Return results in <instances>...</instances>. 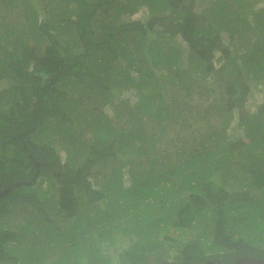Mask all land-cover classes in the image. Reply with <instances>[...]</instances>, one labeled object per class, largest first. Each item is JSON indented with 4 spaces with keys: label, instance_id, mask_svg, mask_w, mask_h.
<instances>
[{
    "label": "trees",
    "instance_id": "1",
    "mask_svg": "<svg viewBox=\"0 0 264 264\" xmlns=\"http://www.w3.org/2000/svg\"><path fill=\"white\" fill-rule=\"evenodd\" d=\"M23 1L27 11L23 18L20 16L18 27L6 22L4 33L0 29V81H9L7 86L0 85V191L12 185L0 198V215L9 214L13 205L23 202L33 204L39 216L53 220L47 211V196L33 187L45 177L55 179L59 185L58 198L54 201L56 212L78 221L80 197L89 205L104 198L109 200L113 186L108 183L114 172L119 170V177H123L122 166L114 168L106 180L110 190L105 193L92 185L93 167L106 157L118 159L127 152V127L101 116L97 110L100 108L95 105L96 97L100 95L112 103L116 99L128 103L125 90L136 88L139 99L129 104V120L125 123L138 119L139 115H149L158 123L171 117L182 127L186 121L179 116L183 112L176 119L172 116L179 112V109L173 111L174 103L182 106L180 99H169L164 74L167 71L172 74V84L183 83L187 94L196 85H208L216 91L214 81L209 84V74L225 72V65L233 63L231 73L236 75L224 85L226 99L209 100L217 111L215 114L228 113V118H222L221 124L210 122V129L203 136L195 131L187 135L180 126L175 138L169 140L162 141L156 132L149 136L152 144L149 150L153 149L163 164L168 165L166 173L162 172L158 178L165 177L169 194L173 191L183 195L182 207L176 216L168 218L165 227L171 221L185 232L188 228L204 230L207 238L214 231L211 239L224 248L207 251L199 241L182 240L178 259H160L150 264H237L239 257H264V248L245 238H233L227 231V206L237 211L247 201L256 203L259 198L264 201V103L257 112H247L245 108L252 82L264 81V40L246 42L240 37L237 53L231 50L235 34H242L241 25L235 22L236 15L241 13L237 5L233 3L231 7L230 0H210L214 19L209 21L207 15L194 10L196 0H149L153 13L146 20L127 21L121 14L133 12L145 0H54V4L41 9L39 0ZM256 17L254 28L263 33L264 15ZM243 19L242 26L246 29L249 19ZM157 24L163 28H157ZM225 34L229 35L228 42ZM176 36L181 37L187 50L179 44L166 50L162 41ZM130 41L137 55L132 54ZM216 51L221 52L218 58L223 60L219 67L215 62ZM184 57L190 64L180 69L178 64ZM133 69L137 74H132ZM74 77L86 83L72 87ZM74 94L78 97L74 98ZM76 101L89 102L81 114L67 109L76 105ZM236 107L240 110L239 125L245 137L232 140L227 129ZM81 117L87 119L85 128L90 133L86 136L88 145L84 143L79 149L85 152L80 164L75 162L79 155L74 156L76 152L81 154L79 151L67 149L69 158L63 161L59 149L50 141L32 138L43 123L52 127L49 122L52 118L72 123ZM134 138L142 139L143 135L139 132ZM168 143L176 146L174 154L165 147ZM174 156L177 162L170 165ZM30 180L32 183H28ZM233 189L243 190L238 194L240 199L232 197L237 194ZM149 212L153 214L152 210ZM34 220L38 224L36 217ZM105 222L102 219L99 224H108ZM0 236V258H5L10 255L2 247V241L17 240L20 233L0 229ZM164 237L171 238L169 234ZM137 258L138 255L132 256V264H142Z\"/></svg>",
    "mask_w": 264,
    "mask_h": 264
},
{
    "label": "rangeland",
    "instance_id": "2",
    "mask_svg": "<svg viewBox=\"0 0 264 264\" xmlns=\"http://www.w3.org/2000/svg\"><path fill=\"white\" fill-rule=\"evenodd\" d=\"M0 0V29L4 33V23L8 22L13 26L18 27V21L20 16L23 18L24 12L27 11L26 3L23 0ZM39 8L43 6L54 4V0H39ZM47 4V5H46ZM23 14V15H22ZM252 26V27H251ZM235 39L231 44V50L237 53V49L241 46L240 37L246 39V42H255L258 39L264 40L263 33L254 28V25L250 24L245 30L242 31L241 36L235 34ZM28 41L30 39L25 38ZM226 42L229 40V35L225 34ZM259 41V40H258ZM162 43L165 45L166 50L171 46L183 47V50H187L186 44L180 37H174L169 40H163ZM247 49V48H245ZM186 55V53H184ZM221 52L216 51V66H220L223 60H220ZM240 55H243V50ZM238 55L239 57H241ZM188 59L184 57L178 64L180 69L189 65ZM231 67L233 63L225 65V72L209 74V84L212 82L215 90H211L210 86L199 87L194 86L190 94L185 89L183 83L177 85L172 84L171 73L167 71L165 73V81L168 85V91L170 94L169 99H180V106L177 102L174 103L173 111L179 109V112H174L177 115L181 114L186 121L182 127L180 124H176L173 118L168 117V131L164 138H175L178 126L183 128L187 135L192 131L198 132L197 134L205 135L210 129V122H218L221 124L222 118H228L226 115L215 114L213 105L209 103L211 99H217L220 97L226 99L227 95L224 92V85L230 79L231 76L236 73H231ZM182 74V73H181ZM186 75V74H185ZM183 75V76H185ZM181 76V75H180ZM222 77V78H221ZM9 84L8 80H1L0 85L2 87ZM200 89V90H199ZM132 90L125 91L124 96L131 98L132 102L138 98L137 93ZM137 91V90H136ZM200 91V93H199ZM77 95V94H76ZM218 95V96H216ZM78 96H74L77 98ZM187 99V100H186ZM208 99V100H207ZM104 99L98 95L96 101L98 105L97 110L101 113H105L102 107L105 105ZM83 101V100H82ZM264 103V81L257 83L252 82V90L249 94L248 100L245 102V108L247 112H257L259 107ZM89 102L87 103V105ZM173 104V101H172ZM111 106V111L116 112H128L130 107L127 103L114 104ZM85 105L77 102L76 105H71L68 111L75 113L81 107ZM114 107V108H112ZM208 110V115L205 116V111ZM185 111V112H184ZM114 112L113 116L116 114ZM112 114V113H111ZM171 115V114H170ZM102 116V115H101ZM115 117V116H114ZM172 119V120H170ZM181 120V119H180ZM240 110L239 108L233 109V115L230 121V125L227 129L228 137L232 140L245 137L244 129L239 125ZM116 123H125L124 119L115 121ZM78 124V123H77ZM66 129H70L71 123L65 121ZM58 131H62L56 127ZM55 126L49 127L46 123H43L39 127V132L35 131L32 138L36 141L44 140L45 136L56 131ZM63 127V130H66ZM57 132V131H56ZM171 151H174V144L168 143ZM75 153V151H74ZM138 154L139 151H136ZM174 154V153H173ZM157 155V154H156ZM159 155H157L158 157ZM109 162L107 164H99L95 168L97 169H108L112 172L116 169L112 168L111 161L113 158L107 157ZM105 163V162H104ZM118 171L114 172L109 186H113V191L108 196L109 202L107 203V212L101 217L108 224H90L85 223L80 219L81 222L75 219H70L72 222L69 224V220L64 218L62 213H57L54 209V201L58 198V183L55 179H47L42 177V180L37 182L33 187L35 190H43V194L47 196V211L49 216L53 220H48L39 216L36 213V209L31 203H17L13 205V210L6 215H0V229H11L20 233V238L16 246L10 247L8 244L6 252L9 253V248L13 253V256H7L0 258V264H132V256L138 255L137 261L139 260L142 264H150V262H157L160 259H178L180 255V244L182 240L185 243L199 241L201 248L209 251L211 248H219L223 250V245L216 243L214 238V231L211 232V237L205 235V231H194L187 229V232L181 230L177 226L168 222L167 228L162 225V216L159 214H151L147 207V202L151 200L158 202L161 200V183H156L157 178L145 180L144 182L135 181L131 187H125L118 175ZM141 175V174H140ZM144 175V174H143ZM139 176V178H141ZM242 183V182H241ZM239 194H241L239 192ZM88 195V194H87ZM149 196V197H148ZM147 200V202H144ZM84 197H80L81 205L84 203ZM257 201V200H255ZM183 203V202H182ZM161 204V203H160ZM136 205H141L140 209L135 208ZM149 205H151L149 203ZM241 209H228V227L227 231L233 238H245L254 246L264 248V201L263 199L253 203L246 202L241 205ZM82 207V206H81ZM146 208V209H145ZM261 209L259 211L257 209ZM145 210H148V215H145ZM157 212V211H155ZM176 216V215H172ZM37 218V222L34 220ZM211 217V216H210ZM209 218V216H208ZM153 221V222H152ZM105 222V223H106ZM202 227V226H200ZM198 232V233H196ZM170 235L171 238H166L164 235ZM194 234H196L194 236ZM193 236L191 239H189ZM173 237V238H172ZM11 244V243H10ZM10 254V253H9ZM12 255V254H10ZM151 256V258L147 257ZM147 261V262H144Z\"/></svg>",
    "mask_w": 264,
    "mask_h": 264
},
{
    "label": "crops",
    "instance_id": "3",
    "mask_svg": "<svg viewBox=\"0 0 264 264\" xmlns=\"http://www.w3.org/2000/svg\"><path fill=\"white\" fill-rule=\"evenodd\" d=\"M151 1V0H150ZM231 2L229 3V5H231V7L233 6L232 4L235 3L234 5H237V9H239L241 11V13L236 15V20L235 22L239 23L241 26V32L243 30H245L243 28V21H244V17H247V19H249V27L250 24L255 25V20L257 21V17L260 14L264 15V0H230ZM154 4L157 5L156 1H154ZM151 2L149 4V0H145L143 1L142 4H140V6L138 8H136V10L132 11H125L121 14V18L123 20H134V19H147L153 12V8ZM211 6L212 3L210 2V0H196L195 1V6H194V10L199 13V14H203V15H207L209 21H212L214 19V17H212L211 15ZM157 28H163V26H161L160 24L156 25ZM252 27V26H251ZM227 31V30H226ZM225 32V31H224ZM178 37V36H176ZM180 37V36H179ZM181 40V37H180ZM130 49L132 50V54L137 55L136 54V49L133 46L132 41H130ZM135 45V44H134ZM132 74H137L136 69L131 70ZM139 75V74H138ZM75 79L72 81V87H76L79 86L81 84H85L86 80H82L79 78L74 77ZM139 79V78H138ZM134 90L137 95L138 98L136 99V101L139 99V93L136 91V88H132L129 87L127 88L125 91H131ZM133 91V92H134ZM74 96H76V94H74ZM73 100H77L78 99H73ZM129 102L127 103L132 104L135 103L136 101L132 102L131 98L128 99ZM76 101V102H77ZM105 103V105L102 107V109L104 110L105 113H101L100 114L102 116H105V118L107 120L110 119H114L119 120V119H124V120H129V116L127 112H116L115 111H111V113H109V110L111 108V106H115L114 104H120L123 103L122 99H116V101H114V103H112V101H109L107 99L103 100ZM87 102H82V104H86ZM114 108V107H112ZM84 107L81 109H79V114H81V110L83 111ZM114 112H116V114L113 116ZM177 115V113H176ZM175 115V119L177 118V116ZM75 115H71V117L73 118ZM138 119H133L130 120V122L128 123H122L125 125L126 130L125 132H127V136H128V144L126 147V154H122V157L115 159L111 156V158H113V160L111 161L112 163V168H119L120 166H122V171H123V177L121 179L122 183L124 184V188L127 187H131V185L135 182V181H141L144 182L145 180H149L151 179L152 181H154L153 178H157L158 175H160L162 172L166 173V166H168L167 164H163V161L161 159V157H157L156 154H154V152L151 150H149V148L151 149L152 144L150 141L149 136L153 135V133H159V136L161 137L162 141H165L166 139L164 138L165 135L167 134L168 131V120L166 118V122L164 123H158L155 121H152L151 117L148 116H138ZM142 120V121H138V120ZM54 127L55 129L58 126L64 127L65 125L63 121H59L55 118L50 119L49 121ZM68 122V121H67ZM176 124L177 122L174 121ZM71 123V122H68ZM78 123V124H77ZM73 124V126H71V128L68 130L66 129V133H64L63 131H58L56 129V131H54L53 133L49 134L48 136H45V138H43L46 142L50 141L54 146H56L59 149V152L61 153L62 159L63 161H65L66 159L69 158V149L73 148L74 151H79V149H81V145H84V143H87L86 145H88V142L86 141L87 138L86 136L90 133L85 126L87 125V119H82V117L80 118V120H76L74 119V121L71 123V125ZM59 128V127H58ZM60 129V128H59ZM179 130V128H178ZM141 132V135H143V138L141 139H136L134 138L136 133ZM112 135V134H111ZM166 137V136H165ZM112 139V136H111ZM110 140V139H108ZM107 140V141H108ZM90 142V141H89ZM106 142V141H105ZM164 145V144H163ZM162 146V145H161ZM166 148H169V150L171 149L169 147V145L165 146ZM176 146H174L175 148ZM68 149V150H67ZM83 150H85V147L83 148ZM149 150V152H148ZM81 151V150H80ZM79 151V152H80ZM136 151H139V153L137 154ZM145 153H143V152ZM171 151V150H170ZM169 151V152H170ZM176 149L174 151H171L172 153H175ZM84 151H82L83 153ZM81 153V152H80ZM82 153L78 154L76 152V154L74 156H78V158L75 157V162L79 163L80 159L82 158ZM85 153V152H84ZM105 162V163H104ZM109 162V159L104 158L101 161H99L96 166L93 167L92 170V174L90 176V179L92 181V185L95 189L104 191L105 193H108V191L110 190V188H107V177L108 175L112 172L110 168L108 169H104V170H99V169H95L97 167V165L99 166V164H107ZM170 165H173V163L177 162V158L174 156L172 158V160L170 161ZM71 166L74 165L73 161L72 163L70 162ZM80 164V163H79ZM141 178H139V176H141ZM144 174V175H143ZM165 177L163 176L162 178H158V180H156L157 182H161L163 184H161V200L158 202V199H156V202L153 200H151L150 202H147V200H144V202H147L148 204L145 205V207H147V209L152 210L153 214H159L161 216H163L162 218H165V221H162V225L166 226V221L169 219H172V215H177L178 209L180 207H182V202H183V195L182 193L176 194L173 191L170 192V194L168 193L166 187L168 186V182H166ZM235 191L237 194H232V197L238 199V194L239 192L242 194L243 190H235L233 189L232 192ZM149 197V196H148ZM231 198V197H230ZM240 199V198H239ZM109 202L108 199H102L101 201L97 200L95 201L94 204H86L83 203L80 208H79V215L77 216L78 218V222H81L80 219H82L83 222L85 223H90V224H99L100 222L102 223V219L101 217H103L105 210H107V203ZM149 203L151 205H149ZM161 203V204H160ZM157 211V212H155ZM72 222L69 220V224H71Z\"/></svg>",
    "mask_w": 264,
    "mask_h": 264
},
{
    "label": "water",
    "instance_id": "4",
    "mask_svg": "<svg viewBox=\"0 0 264 264\" xmlns=\"http://www.w3.org/2000/svg\"><path fill=\"white\" fill-rule=\"evenodd\" d=\"M28 183H32V180L28 181ZM12 185L6 187L5 189L0 191V198L9 192ZM237 264H249V263H262L264 264V257H255V256H246L237 258Z\"/></svg>",
    "mask_w": 264,
    "mask_h": 264
},
{
    "label": "flooded vegetation",
    "instance_id": "5",
    "mask_svg": "<svg viewBox=\"0 0 264 264\" xmlns=\"http://www.w3.org/2000/svg\"><path fill=\"white\" fill-rule=\"evenodd\" d=\"M0 241H1V236H0ZM2 242H3V246H2V247H3L4 249H6V248H8L6 244H8L10 247H14V246H16L15 243H17L18 241H16V240H8V241H2ZM10 243H11V244H10ZM9 253L12 254V255H10ZM9 253L7 252L8 255L13 256V253H12V251L10 250V248H9Z\"/></svg>",
    "mask_w": 264,
    "mask_h": 264
}]
</instances>
